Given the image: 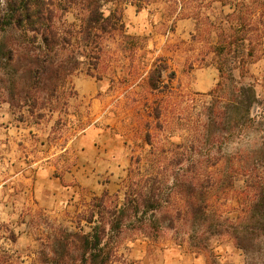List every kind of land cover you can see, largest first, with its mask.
Wrapping results in <instances>:
<instances>
[{"label": "rangeland", "instance_id": "rangeland-1", "mask_svg": "<svg viewBox=\"0 0 264 264\" xmlns=\"http://www.w3.org/2000/svg\"><path fill=\"white\" fill-rule=\"evenodd\" d=\"M262 1L252 0V21L260 28ZM64 2L56 26L73 32L59 50L66 67L56 88L42 84L11 105L0 80V264H50L44 255L61 230L88 229L85 217L96 198L121 203L146 174H163L161 187L169 185L173 156L201 150L196 138L204 107L220 79L214 45L233 32L227 16L233 2L148 0L138 8L107 0L105 13L120 14L117 28L103 33L97 46L85 45L78 34L82 2ZM261 32L255 53L245 56L244 50L243 66L228 83L253 86L255 108L264 113ZM248 132L229 140L228 150L254 142L264 130ZM240 207L236 191L217 204L232 221ZM179 237L174 228L158 239L128 228L117 237L109 264H246L226 232L201 251Z\"/></svg>", "mask_w": 264, "mask_h": 264}, {"label": "trees", "instance_id": "trees-1", "mask_svg": "<svg viewBox=\"0 0 264 264\" xmlns=\"http://www.w3.org/2000/svg\"><path fill=\"white\" fill-rule=\"evenodd\" d=\"M64 1L0 0V80L6 84L11 105L42 84L53 91L64 77L61 70L66 63L58 55L73 32L61 33L56 26L61 17L58 9L67 7ZM80 1L85 13L79 38L85 45L97 46L103 33L117 28L120 14L105 13L107 0ZM112 1L138 8L148 2ZM221 1L233 2L234 9L227 14L233 32L214 45L220 79L204 107L205 119L196 138L201 150L191 154L185 149L173 156L175 169L167 186L161 187L163 174H146L139 188L126 192L121 203L107 204L104 197L96 198L85 217L88 229L61 230L51 252L44 255L50 264H109L117 237L128 228L152 239L174 228L180 241L186 236L185 242L198 251L208 248L211 237L226 232L244 253L246 264H264V133L244 147L227 148L229 140L242 138L248 130H264V113L255 108L259 100L253 86L240 80L228 83L245 56L255 53L264 17L258 18L261 29L252 21V0ZM259 4L264 7V0ZM229 191L238 193L241 207L236 221L217 209L220 196Z\"/></svg>", "mask_w": 264, "mask_h": 264}]
</instances>
